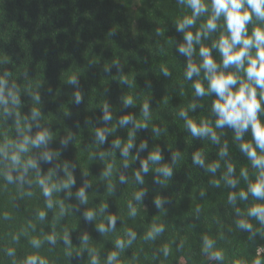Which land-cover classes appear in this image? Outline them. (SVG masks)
Masks as SVG:
<instances>
[{
  "label": "trees",
  "instance_id": "1",
  "mask_svg": "<svg viewBox=\"0 0 264 264\" xmlns=\"http://www.w3.org/2000/svg\"><path fill=\"white\" fill-rule=\"evenodd\" d=\"M185 12L177 0H0V76L11 74L8 85L11 87L15 82L20 91L19 112L22 117L28 116L25 123L33 124L31 134L42 128L53 134L49 147L59 151V156L49 163L40 161L41 173L46 175L57 164L62 166L67 162L75 179L72 197L67 196L66 190L54 194L65 205V213L60 215L59 206L46 208V198L35 184L34 171L25 177L33 182L22 187L16 180L7 184L0 177V264H22L27 255L34 253L45 257L49 264H89V252L83 248L81 239L85 234L89 236L90 246L99 253L101 264L112 251H119L120 264H221L202 252L205 235L213 238L215 247L224 252L223 264H233L241 258L250 260L257 248L264 257V238L257 235L249 240L248 232L236 228L235 221L240 217L227 199L228 192L246 188L244 180L234 189L223 183L219 188L213 187L210 184L213 175L192 161V154L199 150L205 152L206 164L218 160L219 149L227 141L229 155L225 161L236 165V176L245 166L251 176L255 170L239 150V142L233 141L234 130L219 129L218 133L224 135L221 145H215L210 140L192 138L177 115L193 99L189 90L191 81L182 83L187 58L176 48L183 42V34L176 30L175 21ZM207 15L197 21L196 27ZM218 24H223V18ZM252 27L248 25L249 33ZM221 31L213 32L204 43L210 46ZM196 47L198 52L199 46ZM212 55L220 61L216 50ZM193 59L200 58L197 55ZM162 65L169 67L171 76L162 74ZM73 75L77 83L70 84L68 79ZM121 76L129 77L131 83L121 82ZM77 92L82 97L79 103L75 101ZM34 94H39V101L33 99ZM127 95L135 97V106L123 105L122 99ZM214 98V95L195 98L203 107L189 112V116L214 121L215 117L209 115ZM145 99L150 104L152 123L159 132L153 133L151 125L136 131L130 155L138 153V158L125 168L121 151L113 149L112 142L116 138L126 142L132 123L117 126L99 147L95 129L118 125L119 118L126 114L139 119ZM37 103L42 116L38 122H32L31 111ZM104 103L112 112L113 119L109 122L101 119ZM15 121V114L0 118V143L5 135L11 139L19 137ZM69 133L71 139L64 146L61 141ZM244 139H251L250 131ZM142 141H147L148 147L138 152ZM156 147L162 151V163L171 165L173 153H179L180 159L173 165V176L166 184L155 182L157 174L153 171L143 174L145 183L137 188L144 189L145 195L139 202L132 200L138 209L132 217L127 202L131 199L134 171L140 169V161ZM101 152L106 154L103 159ZM31 154L38 156L39 151L33 149ZM109 162L116 166L111 194L109 179L103 177ZM224 171L221 161L215 178H220ZM120 174L127 177L126 182L119 180ZM64 177L61 167L55 178ZM86 183L89 200L81 204L75 193ZM27 192L33 194L29 196ZM157 196L164 201L162 208L154 204ZM251 202L249 197L247 202L237 201L236 206L243 209ZM102 205H107L103 214L99 212ZM88 209H95L101 219L116 216L115 228L100 233L97 221L84 219ZM40 210L47 213L43 220L38 216ZM251 222L256 224L255 220ZM153 224H163L165 230L155 239L145 240ZM128 229L136 237L120 251L115 240L128 239L125 235ZM65 231L71 241V255L66 254L69 246L63 239ZM49 235L56 236L55 242L46 239ZM34 238L41 241L39 248L31 244ZM165 246L170 250L167 256L162 251ZM6 248L14 249L15 256H7Z\"/></svg>",
  "mask_w": 264,
  "mask_h": 264
},
{
  "label": "clouds",
  "instance_id": "2",
  "mask_svg": "<svg viewBox=\"0 0 264 264\" xmlns=\"http://www.w3.org/2000/svg\"><path fill=\"white\" fill-rule=\"evenodd\" d=\"M177 3L182 5L186 12L175 21L176 30L183 34V42L177 44L176 48L187 58L186 66L183 69L182 83L191 81L189 90L193 97L187 106L181 107L177 113L183 121L182 127L191 134L192 138L210 140L215 145H221V137L224 135L223 132L218 133L219 129L224 127L233 129V141L239 142V150L255 171L250 176L248 167L245 166L240 168L239 176L235 175L236 165L225 161V157L229 155L227 141H224L219 149L218 160L206 164L205 152L199 150L192 154L193 164L205 168L206 173L213 175L210 184L216 188L221 187L223 183L225 187L234 189L237 188L241 179L244 180L246 188H239L235 192L230 191L227 195L235 214L240 217L235 221L236 228L248 232L249 240H253L257 235L264 238V120L261 119V116H264V0H177ZM205 14H208L207 19L200 23L199 27H196L197 21ZM221 18H223V24H218ZM249 24L253 25L250 33ZM191 28H195V32L190 30ZM218 29H222L219 37L212 40L210 46L206 45L204 40L210 38L211 34ZM196 46H199L198 52ZM213 50L219 53V62L213 57ZM197 55L200 58L199 61L193 59ZM230 68H234L235 71H227ZM161 71L165 77L171 76L168 66L162 65ZM10 75V73H5L0 76V118L7 119L10 115L15 114V128L19 137L11 139L5 135L4 141L0 143V177L7 184L16 180L22 187L25 183L33 182L25 180V177L30 171H34L35 184L39 186L42 196L46 198V208L52 209L59 206L60 215H63L65 205L62 200L56 199L54 194L66 190L68 197L73 196L71 189L75 184V179L72 172L69 171L70 165L67 162L62 166L57 164L46 175L41 173L40 161L51 162L54 157L59 156V151L49 147L53 140V134L48 128H42L34 135L31 134L33 124L25 123L29 119L28 116L20 115V91L15 82L9 87ZM194 76L197 79L193 80ZM120 79L121 82L129 81L131 83L127 76H121ZM68 83H77L76 77L71 76ZM213 95L215 98L211 100L209 115L215 117L214 121L211 118L196 119L189 116V112H194L197 107H203V104L195 98H211ZM33 99L39 101V94H34ZM81 99L80 92H77L75 101L79 103ZM122 102L125 107H131L135 106L136 100L133 95H127L123 97ZM102 108L101 119L104 122L111 121L113 117L109 105L104 103ZM41 116L40 106L37 103L31 111V121L38 122ZM152 120L150 104L145 99L139 119L133 114H126L119 118L118 125H113L111 128H96L97 146L103 145L107 135L114 133L117 126L125 127L131 122L133 129L129 131L127 141L124 142L120 138H116L112 142L113 149H120L124 158L122 164L127 168L132 161L138 158V153L137 156L130 155V150L134 147L136 131L147 129L151 125L152 132L158 134L159 130ZM37 127H39L38 123ZM249 131L251 139L245 140L244 137ZM69 139H71V133L68 138L61 141V144L67 146ZM147 147V141H142L138 152ZM33 149L39 151L38 156L31 154ZM105 155L104 152L100 153L102 159ZM179 159L180 154L173 153L171 165L162 163V151L156 147L149 152L146 159L140 161V169L134 171L131 199L127 202L130 216L135 217L138 211L137 207L133 206L132 200L139 202L145 195L144 189L137 188V185L145 183L143 174L153 171L157 174L155 182L166 184L173 176V165ZM221 161H224L226 171L217 179L215 173L221 168ZM61 167L65 177L56 179V172ZM115 171L116 166L113 162L107 163L103 171V177L109 179V194L112 190L111 178ZM13 173L16 175L14 176ZM119 180L126 182L127 177L120 174ZM88 186L86 183L75 193L81 204L88 203L89 196L86 192ZM32 194V192H27L29 196ZM201 195L204 193L201 192ZM249 197L252 198V202L246 203L245 208L241 209L236 206L237 201L247 202ZM163 203L164 201L159 196L154 200L157 208H162ZM106 207L107 205H102L99 212L103 214ZM46 215L44 210H40L38 213L41 220ZM5 218H7V213H5ZM84 219L97 221V230L106 234L110 229L115 228L117 217L113 215L101 219L97 216L95 209H88L84 212ZM252 220L256 221L255 225L251 222ZM164 230L163 224H153L144 239L153 240ZM125 235L129 238L117 237L115 240V246L120 251L130 246L136 237V233L132 229H128ZM46 239L55 242L56 236L49 235ZM63 239L69 246L66 249V254L71 255V241L67 231L63 233ZM81 239L83 248L89 252V264H101L99 253L89 244V236L85 234ZM215 243L213 238L205 235L201 250L210 260L223 264L224 252L217 249ZM31 244L35 248H39L41 241L34 238ZM4 251L7 256H15V250L12 248H6ZM162 251L167 256L170 250L165 246ZM260 252L261 249L257 248L255 257L250 260L236 259L233 264H264V257L260 255ZM118 256L119 251L110 252L104 264H120ZM22 264H49V262L45 257L34 253L27 255Z\"/></svg>",
  "mask_w": 264,
  "mask_h": 264
}]
</instances>
